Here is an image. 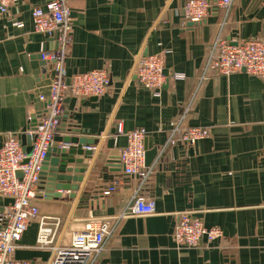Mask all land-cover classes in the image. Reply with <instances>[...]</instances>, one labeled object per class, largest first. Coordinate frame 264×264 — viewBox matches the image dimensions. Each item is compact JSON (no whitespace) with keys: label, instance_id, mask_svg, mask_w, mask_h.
<instances>
[{"label":"crops","instance_id":"0c3cea01","mask_svg":"<svg viewBox=\"0 0 264 264\" xmlns=\"http://www.w3.org/2000/svg\"><path fill=\"white\" fill-rule=\"evenodd\" d=\"M49 1L19 0L0 14V149L9 134L28 138L31 116L44 109L39 96L49 94L52 75L48 65L43 73L40 56L55 43L35 32L31 16L33 7ZM186 1L68 0V77L107 70L111 85L98 98L66 100L67 124L78 130L60 131L56 138L72 134L99 145L91 157L68 156L85 160L69 166L87 169L76 199L66 191L48 198L42 179L36 203L40 217L57 229L56 246L68 244L95 219L115 226L98 264H264V80L246 72L205 73L218 36L234 45L264 38V0H234L197 24L185 23ZM140 55L164 58L170 79L159 97L136 79ZM174 74L185 79L173 81ZM120 122L125 131L144 128L145 146L158 149L143 190L155 203L152 215L123 217L135 202L139 179L126 176L118 163L127 144L124 136L115 137ZM177 123L206 128L210 136L193 146L170 145ZM59 144L54 140V147ZM114 182V192L104 195ZM11 204L0 195V216ZM182 212L221 228L222 238L198 248L179 246L174 232ZM39 226L38 219L30 223L15 259L52 263L53 251L36 246Z\"/></svg>","mask_w":264,"mask_h":264},{"label":"built area","instance_id":"2783aa9c","mask_svg":"<svg viewBox=\"0 0 264 264\" xmlns=\"http://www.w3.org/2000/svg\"><path fill=\"white\" fill-rule=\"evenodd\" d=\"M16 1L19 0H0V14H6ZM233 3L234 0H187L183 6L185 23H201L215 7L227 10ZM31 16L35 32L55 43L53 48L41 54L42 60L47 62L52 79L49 94L39 96L44 109L40 112L37 125L35 129L30 125L26 131L32 137L31 152L24 151L20 136L14 134L7 136L0 149V195L12 200V204L0 216V264H33L17 260L14 255L30 223L37 219L40 226L36 246L53 251L51 264H98L108 238L115 232V226L107 221L91 219L85 230L76 232L68 244L56 246L54 237L57 229L49 226L48 218L40 217L36 200L42 193L40 185L49 149L54 147V140L63 131L62 127L65 125L68 128L70 125L67 124L69 112L66 100L71 97L84 99L105 95L110 88L111 77L107 70H93L68 77L66 61L73 40V15L68 0H51L43 7H33ZM210 72L218 76L246 72L264 80V38H251L234 45L218 36L205 68L206 74ZM135 76L139 85L151 91L155 97L161 95L170 79L165 75L162 55H140ZM184 79V74L171 77L173 81ZM34 116H31L30 121ZM147 135L144 128L125 131L123 123L118 124L115 137L124 136L127 140L126 146L119 153L118 163L126 176L139 179L135 202L123 217L155 213L154 201L143 195L155 167L145 165ZM209 136L210 132L206 128L177 123L168 144L193 146ZM75 146L79 145L60 142L58 148L70 149ZM83 148L96 152L98 146ZM118 184L114 182L113 187L103 194H112ZM178 218L174 240L179 246L198 248L204 240L212 244L223 236L221 228H208L200 217L191 212H182Z\"/></svg>","mask_w":264,"mask_h":264},{"label":"water","instance_id":"95a60500","mask_svg":"<svg viewBox=\"0 0 264 264\" xmlns=\"http://www.w3.org/2000/svg\"><path fill=\"white\" fill-rule=\"evenodd\" d=\"M42 59V55L40 56ZM43 64V73H48L47 62L42 60ZM165 75L168 77V74L165 72ZM40 117V113H38L35 117L32 118V129H35L37 125V120ZM62 130H68V132L73 133L78 130L75 126L69 125L68 128L65 125L62 127ZM55 141L63 142L67 144L80 145L82 148L80 149H60L58 147H52L49 149L45 166L43 172V181L46 189V196L48 198H61L62 194L59 191H66L71 193L70 198L76 199L77 193L81 190V186L84 183V176L87 173V169L83 168H74L69 166L71 165H84V158L73 159L68 158L69 155H79L81 157H91L95 155V153L91 150L84 149L85 146H97L99 142L97 140L92 139H81L77 136H72V134L67 135L65 137L55 138ZM32 143V137L28 136L22 138V144L24 146V151L26 153L31 152L30 144ZM146 148V158L145 165L146 167H150L156 157L158 156V149L154 148L149 150L147 146ZM56 155L57 157H54ZM1 229V226H0Z\"/></svg>","mask_w":264,"mask_h":264}]
</instances>
